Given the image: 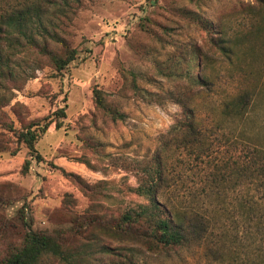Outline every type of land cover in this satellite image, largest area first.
Returning <instances> with one entry per match:
<instances>
[{
  "label": "rangeland",
  "instance_id": "obj_1",
  "mask_svg": "<svg viewBox=\"0 0 264 264\" xmlns=\"http://www.w3.org/2000/svg\"><path fill=\"white\" fill-rule=\"evenodd\" d=\"M53 19L63 43L50 45L57 53L74 49L76 58L56 72L47 55L24 49L13 56L17 77L0 91L7 96L0 105V259L30 229L77 247L86 264H105L101 244L116 252L118 243L100 234V221L143 201L126 190L137 184L136 161L153 154L158 136L184 117L183 105H194L213 143L204 160L213 158L224 174L212 197L218 212L210 243L143 255L136 264H264V175L231 171L254 157L264 163V2L80 0ZM220 37L228 55L218 49ZM93 88L103 91L104 109ZM241 93L248 95L243 115L226 106ZM59 107L65 116L57 128ZM32 122L48 124L35 143L39 159L10 130ZM181 158L177 184H203L206 162Z\"/></svg>",
  "mask_w": 264,
  "mask_h": 264
},
{
  "label": "trees",
  "instance_id": "obj_2",
  "mask_svg": "<svg viewBox=\"0 0 264 264\" xmlns=\"http://www.w3.org/2000/svg\"><path fill=\"white\" fill-rule=\"evenodd\" d=\"M71 2L79 3L80 0H0V91L7 90L5 83L17 77L12 60L24 49L35 48L47 55L56 72L76 58L74 49L66 48L63 53H57L50 45L63 43L58 34L59 23H55L53 18L60 20V16L66 15ZM198 22L204 23L202 19ZM218 32L220 36L225 34L222 30ZM219 40L218 49L228 55L225 38L220 37ZM200 80L204 85L210 82L206 75H201ZM93 97L96 106L104 109L103 91L93 88ZM247 97V93L235 95L226 106L230 105L243 115L247 111ZM6 100V93L0 92V105H5ZM183 111L184 117L158 136L153 154L136 161L137 184L127 186L126 190L143 201L129 203L116 218L100 221V234L118 243L116 252H112L110 246L101 244L100 251L108 257L105 264H136L143 255L169 256L181 249H194L210 243L208 236L213 233L218 212V203L212 197L218 193L219 176L224 174L213 158L207 162L204 160L210 157L213 143L207 134V127L202 126L201 120L196 117L195 106L183 105ZM54 114L55 127L58 128L61 126L59 118L65 116L64 107L57 108ZM47 127V123L41 127L39 123L32 122L14 129L10 124L17 141L24 143L36 159L39 155L35 143ZM257 151L255 149L256 154ZM184 153L193 156V160L206 162L203 184L184 189L177 184L181 177L179 171L184 165L181 163ZM259 160L254 157L248 165L238 161L231 166V171L237 176L250 172L260 178L264 175V163ZM28 165L29 160L26 159L23 166L27 168ZM204 198L206 202L202 201ZM250 208L257 211L259 205L252 201ZM94 220L91 217L83 223L90 225ZM99 236H94L91 242L99 244ZM50 259L66 264L87 262L77 247H68L57 235L29 229L22 241L11 246L0 259V264H44Z\"/></svg>",
  "mask_w": 264,
  "mask_h": 264
}]
</instances>
